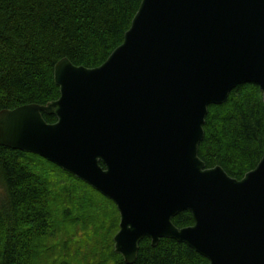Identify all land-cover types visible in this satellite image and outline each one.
<instances>
[{
	"label": "water",
	"instance_id": "obj_1",
	"mask_svg": "<svg viewBox=\"0 0 264 264\" xmlns=\"http://www.w3.org/2000/svg\"><path fill=\"white\" fill-rule=\"evenodd\" d=\"M54 78L58 99L0 111V145L111 199L127 264L145 238L186 243L210 264H264V154L242 179L199 155L210 105L245 84L264 99V0H142L104 63L64 57ZM182 211L193 225L173 222Z\"/></svg>",
	"mask_w": 264,
	"mask_h": 264
},
{
	"label": "trees",
	"instance_id": "obj_2",
	"mask_svg": "<svg viewBox=\"0 0 264 264\" xmlns=\"http://www.w3.org/2000/svg\"><path fill=\"white\" fill-rule=\"evenodd\" d=\"M142 0H0V111L60 96L54 68L68 57L97 67L120 46ZM48 122L55 116L44 113ZM199 155L242 179L264 154V99L257 84L212 104ZM178 227L194 224L178 213ZM117 205L43 157L0 145V264H127L115 252ZM133 264H210L186 243L145 238Z\"/></svg>",
	"mask_w": 264,
	"mask_h": 264
},
{
	"label": "bare ground",
	"instance_id": "obj_3",
	"mask_svg": "<svg viewBox=\"0 0 264 264\" xmlns=\"http://www.w3.org/2000/svg\"><path fill=\"white\" fill-rule=\"evenodd\" d=\"M56 165V164H55ZM58 166V165H57Z\"/></svg>",
	"mask_w": 264,
	"mask_h": 264
},
{
	"label": "flooded vegetation",
	"instance_id": "obj_4",
	"mask_svg": "<svg viewBox=\"0 0 264 264\" xmlns=\"http://www.w3.org/2000/svg\"><path fill=\"white\" fill-rule=\"evenodd\" d=\"M56 118V117H55Z\"/></svg>",
	"mask_w": 264,
	"mask_h": 264
}]
</instances>
